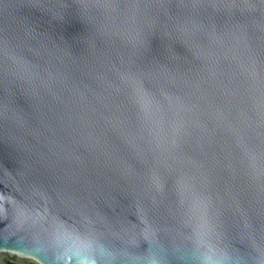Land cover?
Wrapping results in <instances>:
<instances>
[{
	"label": "clouds",
	"instance_id": "obj_1",
	"mask_svg": "<svg viewBox=\"0 0 264 264\" xmlns=\"http://www.w3.org/2000/svg\"><path fill=\"white\" fill-rule=\"evenodd\" d=\"M0 170L59 264H264V0H0Z\"/></svg>",
	"mask_w": 264,
	"mask_h": 264
},
{
	"label": "water",
	"instance_id": "obj_2",
	"mask_svg": "<svg viewBox=\"0 0 264 264\" xmlns=\"http://www.w3.org/2000/svg\"><path fill=\"white\" fill-rule=\"evenodd\" d=\"M23 199L16 185L0 170V264H59L54 253L32 234L14 226L12 200ZM130 219L134 217L130 216ZM141 244L137 251H143ZM173 264H177L173 261Z\"/></svg>",
	"mask_w": 264,
	"mask_h": 264
}]
</instances>
